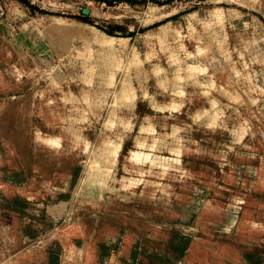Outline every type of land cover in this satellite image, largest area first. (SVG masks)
<instances>
[{"label": "rangeland", "instance_id": "1", "mask_svg": "<svg viewBox=\"0 0 264 264\" xmlns=\"http://www.w3.org/2000/svg\"><path fill=\"white\" fill-rule=\"evenodd\" d=\"M57 16L113 34L117 58L109 60L86 29L84 38L45 27ZM188 61L212 75L194 81ZM146 115L153 131L137 138ZM257 123H264V0H0V264H231L234 257L261 264L264 219L261 230L240 228L254 205L242 201L234 216L203 215L209 190L191 207L175 203L181 172L170 175L171 198L143 190L136 173L133 191L114 189L131 149L173 156L180 148L182 163L213 173L224 204L237 191L256 195L222 175L231 163L237 182L252 186L264 158V142L251 134ZM204 130L235 137L209 156L191 143L204 141ZM107 141L119 149L111 171ZM248 141L256 147L237 157ZM94 160L113 181L104 171L103 185L82 188ZM136 167L148 172L150 164Z\"/></svg>", "mask_w": 264, "mask_h": 264}, {"label": "bare ground", "instance_id": "2", "mask_svg": "<svg viewBox=\"0 0 264 264\" xmlns=\"http://www.w3.org/2000/svg\"><path fill=\"white\" fill-rule=\"evenodd\" d=\"M69 24H75L79 29H77L73 33L71 29H69ZM45 27L53 28L56 31L57 35L66 36L69 34H73L84 38H86L85 33H83L81 30L86 29L92 34L94 35L96 34L100 37L97 38L93 35L90 38L96 40V42H98L99 45H103L105 47L104 50L108 52L107 56L109 60H114L118 56L117 54L118 51L116 46L114 45L115 39L113 38V36L107 34L106 32L97 31L92 24H89L87 22L78 21L76 19L66 18L63 16H57L55 20L50 21ZM117 42L122 43L123 45L125 43L121 41H117ZM190 54L188 53V55ZM172 55L173 54H171V56ZM179 60L175 59L173 63ZM197 62L198 61H188L187 66L186 64L184 65V68H186V71L188 73L187 74L188 77H191L194 81H196L198 75H202L203 73H205L206 70L207 71L209 70V68H206L204 66L202 67L199 66ZM156 68H158L157 65ZM153 69L155 70L156 76L160 77L162 74V70L157 71L155 68ZM208 72L209 75H212V72L210 70ZM51 76L52 78H54V75L50 74V78ZM211 84H212V80L207 81L204 84V86L209 87ZM125 88L127 89L128 85L123 84L121 90L124 92ZM150 107L154 112H158L159 107L154 106L153 104H151ZM127 122L124 121L125 124H127ZM151 122H152L151 116L146 115L143 118L142 122L138 125V131L136 136L137 138L145 134L152 133L153 129H151L152 128ZM171 128H172L171 130L172 131L175 130V132L179 130V121L174 122ZM203 132L204 135L202 137L204 141H199L198 139L191 138V143L192 145L196 144L199 151H203L204 154H208L209 156H214L215 154H218L219 152L224 150L225 146L228 143V140H232L235 137V132L225 133L224 131H222L220 139H216L212 134L208 136L207 133L209 132H207L206 130H204ZM251 134L256 136L260 142H264V123H260V124L257 123L255 128L251 130ZM36 137L38 138V136ZM36 137L35 139H37ZM39 137H41L40 140L41 139L46 141L55 140L52 139L53 137L49 134L41 133ZM177 138L178 139L181 138V135L177 136ZM55 141H53L54 144L56 143ZM178 142L180 143V141ZM106 143L107 145L105 144L104 147L102 146L106 154H104L102 148H101L102 152L101 151L100 152L106 155V158H104L105 161L104 159L103 161L105 163H108L109 165L108 168L107 165L105 167L104 166L105 164L101 163L100 161L98 162L97 160H94L93 163L90 165L87 175L84 177L81 183L82 188H89L91 184H98V186L103 185L102 181L104 179V175H103L104 171H106L105 176L107 177L108 175L110 177L106 168L109 171H111L112 165L113 166L116 165L115 163L118 158L119 149L115 145L111 144L110 141L109 142L107 141ZM138 145L142 146L139 143V141L136 140V146ZM243 145H244L243 149L244 148L245 149L244 151H239L237 153V157L240 158L245 157L247 155V152H245V150L246 151L251 150L256 147L254 141H248ZM74 147H76V145ZM199 151L198 153H200ZM171 152L173 156H164V155H153L137 147L131 149L125 155L123 162V169L127 171V176L122 175L120 178L114 179V182L117 181V186L114 189L118 188L117 190L123 193L133 191L136 185L139 184V180L142 179L143 190H149V189L153 191L157 190L160 193V195H162L164 198H171L172 190L169 179L171 176H176V174H179L181 172L186 175V178L184 177V179H182L181 181L180 190L178 194L175 195V198L173 200L175 203L178 200L180 201L182 199H185L187 200L186 205H189L191 207L192 205H194L193 203L198 200V198L203 196L206 190H209L212 192V197L210 199H206L204 203L201 204L203 208L201 209L203 215L228 214L229 216H234L232 210L237 208V205H239L242 201L243 202L245 201V203L254 205L256 211L245 209V212H248L249 216L247 215L244 219H242L241 221L242 225L240 228L248 229L250 231H257L263 228L262 220L264 219V198L260 197L258 194L264 193V158L261 159L260 168L256 172L257 173L256 180L254 181V183L252 182L251 187H249L246 182L238 183L237 179L233 177V175L237 171V168L231 163L228 164V170L222 175V182L224 181V183L237 186L239 189H248V188L250 190L252 189V191H254L256 195L246 194L237 191L236 194H232L229 198V201L224 204L222 201H220V196L223 194L220 190L221 186L219 187V184H217L215 180V176L213 175L212 172L208 171V167L206 165H202V167H200L199 169H194L192 165L188 166L187 164L182 163L181 157L183 156V154H186L182 149L180 148L171 149ZM100 157L102 158L103 155H101ZM141 163L150 164V169L148 170V172L146 170H143V168L137 169L136 165ZM153 167L155 169H153ZM247 172L249 173L250 169H248ZM134 173H136V175H138L140 179L134 178ZM193 175L196 176L195 182H193ZM101 176H103V178ZM113 178L114 177L111 174V177L109 179H112L113 181ZM253 212L257 213V215L252 214ZM226 249L227 248H225V250ZM232 260L233 262H231V264H234L236 262V257H234V259ZM261 264H264V254Z\"/></svg>", "mask_w": 264, "mask_h": 264}, {"label": "trees", "instance_id": "3", "mask_svg": "<svg viewBox=\"0 0 264 264\" xmlns=\"http://www.w3.org/2000/svg\"><path fill=\"white\" fill-rule=\"evenodd\" d=\"M98 1L107 2V1H109V0H98ZM26 5L29 6L30 8H32V6H31L30 4L27 3ZM76 19L91 24V23H90L88 20H86V19H83V18H76ZM107 34H109V35H113V34H110V33H107Z\"/></svg>", "mask_w": 264, "mask_h": 264}]
</instances>
